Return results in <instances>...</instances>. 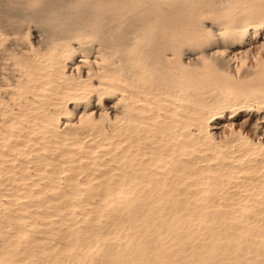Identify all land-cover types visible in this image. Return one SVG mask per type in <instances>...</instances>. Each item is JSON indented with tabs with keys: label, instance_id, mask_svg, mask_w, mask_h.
<instances>
[{
	"label": "bare ground",
	"instance_id": "6f19581e",
	"mask_svg": "<svg viewBox=\"0 0 264 264\" xmlns=\"http://www.w3.org/2000/svg\"><path fill=\"white\" fill-rule=\"evenodd\" d=\"M87 2L0 97V264H264V0Z\"/></svg>",
	"mask_w": 264,
	"mask_h": 264
},
{
	"label": "rangeland",
	"instance_id": "374dc122",
	"mask_svg": "<svg viewBox=\"0 0 264 264\" xmlns=\"http://www.w3.org/2000/svg\"><path fill=\"white\" fill-rule=\"evenodd\" d=\"M86 1L88 0H0V97L4 96L3 90L6 89L7 85L12 84L15 80V73L13 70L14 62L29 53L30 47L33 46V42H35L34 45L40 44L39 46L43 48L50 29L60 23L71 24L76 17L75 15L78 14L84 6L85 8L88 7V2L86 3ZM217 1H220L219 6L227 7L233 0ZM82 2H85V4ZM245 5L249 4L245 3L244 6ZM243 15L249 16V14L245 12L239 13L230 19L233 21L230 23L234 24L235 22V24L239 25L238 22L245 19ZM205 16L204 25L207 27L212 26L214 30L217 29L219 24L215 22L214 16L211 14ZM237 17H242V19H237ZM40 35H42L44 39L42 37L40 38ZM251 36L245 41V44H243L242 47H239L237 43L233 44V47L228 50L231 55L227 52V55L233 60V62H231L232 68L230 67V69H236V71H231L235 76H237V68L239 67V64L237 63H239L238 60L243 57L242 55H249L247 64L249 65L251 63L249 66H252L254 63H252L253 56L251 54L257 53L260 49V44L264 42V32H261V37L258 38V40L256 39V41L254 39L252 40ZM215 50L217 49H213V52ZM221 50L224 51L220 48L219 51ZM246 52H251V54ZM263 53L264 52L262 51L261 55H263ZM229 116L230 115L226 113L224 119L220 120L218 124L215 125L218 132H222L221 134L226 135L228 133L227 135H229L231 129L234 128V125L237 129L238 126L239 128L248 126L249 129L247 130H252L256 123V118H252L251 114L248 115L242 113L239 117L233 120H230ZM90 216L93 217V214ZM3 226L4 223L0 222V227ZM5 230L6 234L0 235V244L3 243L6 237L12 234L10 228L7 227ZM54 230L57 231V229ZM61 234L62 232L58 233L56 237L58 238Z\"/></svg>",
	"mask_w": 264,
	"mask_h": 264
}]
</instances>
